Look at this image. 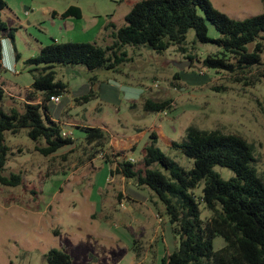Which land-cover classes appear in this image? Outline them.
I'll list each match as a JSON object with an SVG mask.
<instances>
[{"label": "rangeland", "instance_id": "374dc122", "mask_svg": "<svg viewBox=\"0 0 264 264\" xmlns=\"http://www.w3.org/2000/svg\"><path fill=\"white\" fill-rule=\"evenodd\" d=\"M4 1L1 19L14 28L13 38L0 33V84L5 90L1 106L7 111L11 107L22 110L23 103L29 102L32 74L25 59L52 42H94L104 47L111 42L113 31L107 24L114 23L115 30L124 25L125 15L140 0ZM209 1L233 19L264 11V0ZM72 5L80 8L81 17L61 15ZM197 13L204 16L200 9ZM206 25L211 40L198 41L191 28L182 44L185 52L177 44L162 52L146 44L126 45L127 61L115 71L54 64L55 80L63 82L66 90L57 102L52 100L53 116L71 132L74 143L45 156L35 149L44 140H32L26 129L4 133L9 151L2 176L19 175L20 183H0V264H47L45 256L52 249L68 254L72 264H160L178 247L175 226L168 222L152 191L110 173L123 159L143 169L152 131L157 134L156 145L185 171L192 169L193 161L170 143L182 141L186 127L217 128L239 135L254 145L253 165L264 182V80L245 85L243 76L255 79L256 70L239 74L241 80L235 81V75L202 66L208 54H225L233 60L213 41L221 37L220 32L210 22ZM260 40L259 71L264 70V38ZM248 47L252 49L253 44ZM188 54L192 59L186 58ZM175 62L186 65L178 68ZM181 70L192 79L174 78ZM86 86L94 97L83 102L79 97ZM148 97L171 98V107L146 112L142 102ZM32 102H40V96ZM85 126L105 130L103 157L97 152L100 148L86 142ZM152 169L169 177L158 165ZM213 171L223 180L234 177L227 168L214 166ZM203 186L201 181L192 190L197 200ZM199 210L203 222L212 215L202 202ZM223 246V239L216 236L213 250Z\"/></svg>", "mask_w": 264, "mask_h": 264}, {"label": "trees", "instance_id": "16d2710c", "mask_svg": "<svg viewBox=\"0 0 264 264\" xmlns=\"http://www.w3.org/2000/svg\"><path fill=\"white\" fill-rule=\"evenodd\" d=\"M5 7L6 2L0 0V33L13 38L14 28L8 27L1 19V11ZM197 9L204 16H200ZM61 15L81 17V11L72 5ZM124 18L125 24L116 30L114 23L107 24L113 31L110 33L111 42L104 47L94 42H52L42 47L38 54L25 59L24 63L30 66L32 82L27 92L29 102L23 103L22 110L16 107L3 110L1 103L5 90L0 84L2 185L17 186L20 183L19 175L2 176L9 151L4 142L6 131L15 134L26 129L32 140L43 139L44 144H36L35 149L45 156L74 143L70 136L62 135L63 126L53 116L55 107L52 100L66 90L63 82L55 80L53 66L56 63L82 64L88 70L115 71L119 64L127 61L126 45L146 44L156 52H162L170 44H177L178 50L185 52L182 44L191 28L198 41L211 40L207 33L208 21L221 34L213 41L222 46L233 60L226 58L225 54H208L202 66L235 75V81L241 80L239 74L246 75L256 70L255 79L243 76L245 85L264 80V70L259 71L264 11L244 19H233L214 8L209 0H140ZM249 44H253L252 49H249ZM15 57L19 58V55ZM186 58L192 59V56L188 54ZM1 59L0 36V69ZM190 76L181 70L174 78L186 81L192 79ZM83 89L85 92L79 100L86 102L94 97L88 86ZM37 96H40V102L33 103ZM171 102V98L148 97L143 100L142 108L146 112H159L170 108ZM83 130L86 142L100 148L97 152L103 151L107 141L105 130L98 126H85ZM156 141L157 134L150 132L143 169H136L132 162L123 159L110 173L111 176L121 175L126 180H133L139 189L152 191L163 205L168 222L175 226L178 247L165 255L160 264H264V182L253 165L254 145L239 135L224 133L217 128L201 129L189 125L182 141L170 143L193 161L192 169L185 171L156 145ZM153 165L168 172L169 177L159 169H152ZM214 166L231 170L234 177L223 180L213 171ZM201 181L204 186L197 200L192 190ZM200 202L212 212L205 222L200 219ZM216 236L224 241V246L218 251L212 247ZM45 259L47 264H72L68 254L55 249L48 251Z\"/></svg>", "mask_w": 264, "mask_h": 264}, {"label": "built area", "instance_id": "2783aa9c", "mask_svg": "<svg viewBox=\"0 0 264 264\" xmlns=\"http://www.w3.org/2000/svg\"><path fill=\"white\" fill-rule=\"evenodd\" d=\"M58 100H59V96H56V97L53 98V101H54V102H57ZM165 113H166V112H165ZM61 133H62V135H64V136H66V135L70 136V135H71V132H70V131H67V130H64V129L61 131ZM103 155H104V154H103L102 152L99 153V156H100V157H103ZM127 160H128L129 162H132L131 159H127ZM121 206H122V204H121ZM159 221H160V220H159Z\"/></svg>", "mask_w": 264, "mask_h": 264}, {"label": "water", "instance_id": "95a60500", "mask_svg": "<svg viewBox=\"0 0 264 264\" xmlns=\"http://www.w3.org/2000/svg\"><path fill=\"white\" fill-rule=\"evenodd\" d=\"M178 68H183L185 65H186V63H184V62H175L174 63ZM187 65H188V63H187Z\"/></svg>", "mask_w": 264, "mask_h": 264}, {"label": "crops", "instance_id": "0c3cea01", "mask_svg": "<svg viewBox=\"0 0 264 264\" xmlns=\"http://www.w3.org/2000/svg\"><path fill=\"white\" fill-rule=\"evenodd\" d=\"M122 179H125V178H123L122 177ZM136 185V184H135ZM131 186H132V184H131ZM137 188V187H136ZM133 189V188H132ZM138 190V189H137ZM133 191H135V190H133ZM134 193H136V191L134 192ZM132 208V207H131ZM131 208L129 209V210H131ZM155 231V230H154ZM155 233H156V231H155ZM155 233L153 234L154 236H155ZM163 233V232H162Z\"/></svg>", "mask_w": 264, "mask_h": 264}]
</instances>
